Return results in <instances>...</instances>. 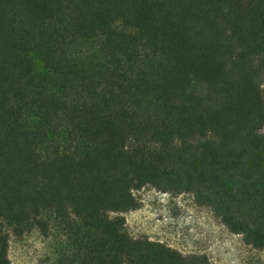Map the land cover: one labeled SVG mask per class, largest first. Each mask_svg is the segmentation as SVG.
Listing matches in <instances>:
<instances>
[{"label": "trees", "instance_id": "obj_1", "mask_svg": "<svg viewBox=\"0 0 264 264\" xmlns=\"http://www.w3.org/2000/svg\"><path fill=\"white\" fill-rule=\"evenodd\" d=\"M264 0H0V264H213L149 236L134 191L192 193L264 249Z\"/></svg>", "mask_w": 264, "mask_h": 264}, {"label": "rangeland", "instance_id": "obj_2", "mask_svg": "<svg viewBox=\"0 0 264 264\" xmlns=\"http://www.w3.org/2000/svg\"><path fill=\"white\" fill-rule=\"evenodd\" d=\"M156 190L151 185L136 190L141 206L125 213L127 229L134 237L149 236L187 254H206L213 264H264V249L246 244L243 235L231 232L192 193L169 192L167 202L162 203ZM67 242L69 237L56 220L48 235L37 226L22 236L10 231L11 263L51 264Z\"/></svg>", "mask_w": 264, "mask_h": 264}, {"label": "built area", "instance_id": "obj_3", "mask_svg": "<svg viewBox=\"0 0 264 264\" xmlns=\"http://www.w3.org/2000/svg\"><path fill=\"white\" fill-rule=\"evenodd\" d=\"M137 191L139 192L140 190H137ZM134 194L136 195V191H134ZM155 195L159 199L160 202L166 203L167 202V197H169L170 194H169V192H164V191H161V190H156L155 191ZM153 240H155V239H153ZM159 241H162V240H159Z\"/></svg>", "mask_w": 264, "mask_h": 264}]
</instances>
